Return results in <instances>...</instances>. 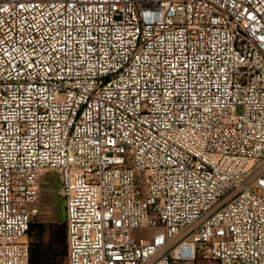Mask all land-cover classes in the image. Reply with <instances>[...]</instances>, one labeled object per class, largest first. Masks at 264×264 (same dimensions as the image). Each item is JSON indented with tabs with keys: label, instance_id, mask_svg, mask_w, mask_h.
Here are the masks:
<instances>
[{
	"label": "built area",
	"instance_id": "2783aa9c",
	"mask_svg": "<svg viewBox=\"0 0 264 264\" xmlns=\"http://www.w3.org/2000/svg\"><path fill=\"white\" fill-rule=\"evenodd\" d=\"M46 173L69 264H264V0H0V264Z\"/></svg>",
	"mask_w": 264,
	"mask_h": 264
},
{
	"label": "trees",
	"instance_id": "16d2710c",
	"mask_svg": "<svg viewBox=\"0 0 264 264\" xmlns=\"http://www.w3.org/2000/svg\"><path fill=\"white\" fill-rule=\"evenodd\" d=\"M64 212L63 204L62 217L48 227L30 223V264H60L68 259V231Z\"/></svg>",
	"mask_w": 264,
	"mask_h": 264
},
{
	"label": "rangeland",
	"instance_id": "374dc122",
	"mask_svg": "<svg viewBox=\"0 0 264 264\" xmlns=\"http://www.w3.org/2000/svg\"><path fill=\"white\" fill-rule=\"evenodd\" d=\"M36 212L31 217V222L48 227L57 222L63 215V200L57 176L46 173L41 180V198L34 206ZM47 241V237L45 238ZM60 264H69L68 259ZM196 264H215L208 260H200Z\"/></svg>",
	"mask_w": 264,
	"mask_h": 264
}]
</instances>
